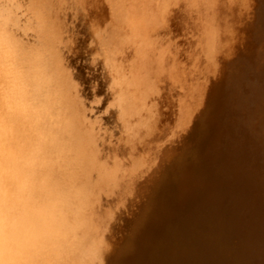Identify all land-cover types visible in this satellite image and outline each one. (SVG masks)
I'll return each instance as SVG.
<instances>
[{
	"label": "rangeland",
	"instance_id": "1",
	"mask_svg": "<svg viewBox=\"0 0 264 264\" xmlns=\"http://www.w3.org/2000/svg\"><path fill=\"white\" fill-rule=\"evenodd\" d=\"M47 1L48 0H0V51L6 49L11 55V59L14 61L10 66V70L11 72L14 71L17 73L15 78L19 80L16 79V81H20L18 83L23 87V96L27 99L25 103H23V106L25 105L24 109L39 111L41 118H38L42 120L45 125L52 123L59 126V134H53L50 131L49 135L52 138V143L55 144L60 140L65 144V152L67 155L74 152V150L72 153L70 152L72 149L70 150L69 147L71 146L75 145L73 148H75L76 151L77 149L79 150V152L77 151L78 153L75 154L77 157L73 155L76 158L72 156L73 158L71 159L73 160L72 162L76 161L74 163H76L77 166L82 163L80 165L81 167H76V170H79V172L81 171V177L84 176L83 179L85 183L88 184L87 188H89L88 190L92 195V200L87 203L84 209V199L81 203V196L84 193L76 187L72 189L73 195L68 197L67 193L69 191L67 187L64 186V183L58 180V175L55 171V164L59 159L55 158L53 155L57 152V150H53L54 147L49 151L50 157L46 158L48 179H45V177L44 179L37 178L36 168L39 166L37 160L33 157L31 161H28L26 157V153L30 151L28 146L24 143V133L27 126L17 127L19 125L17 124V117L21 109L19 104H16V107H14L11 96L7 93L5 94L7 85L0 80V264H72L69 259L73 257L69 249L68 238L72 236L71 238H76L78 240L77 229L79 230L82 225L80 222H77L78 219H75V224H71L69 221L72 214H75L77 217L79 214L81 215L83 211L86 217H93L94 226L91 227L90 231L93 234H90V232L85 234L73 246L72 253H76L77 251L81 256L87 254L85 250L87 244L93 245L92 248L91 246L86 248L88 253L92 254L97 253V248H99L104 241L111 240L109 242L114 244L115 239L112 229L115 228L116 232L118 231L117 233H119L121 237H130L129 243L124 248H119V257L123 258L121 264L125 262L130 263L129 261H131L130 264H264V0H254V9L260 15V21L259 17H257L259 25L251 23L243 32V34L246 33V36L250 34V36H253L252 42L240 41L242 46L240 45V47L231 51L230 55L234 54V58L230 56V58L233 59H228L229 62L227 61L230 65L228 67L227 83H223L225 77H222L220 73L216 79H213L214 73H211L206 80V85L211 82L207 86V90L211 85L210 88L213 91L215 89L214 87L221 85L220 83H222L221 87L224 85L225 90L223 97L225 103L220 110L217 109V111L215 109L214 114L210 118V121L212 120V125L207 126L205 128L206 131H204L201 126H198L196 120L200 118L199 115L197 118L195 114L187 115L185 111H182V109L187 106L186 102L181 103L178 101L176 104L169 101L160 108L163 114L162 119H166V128L168 129L167 132H169V141L171 143L165 148L167 150H165L164 155H162V157H164L160 158V166L156 168L155 175H149L147 172L136 173L137 176L135 177L139 178V181H145L150 178L147 188L142 186L141 183H137L133 187L132 179L130 180L129 178H131L130 174H134L126 168H120L114 174L108 175L107 171L110 166L107 167V165H110L116 158L119 161L122 160L119 156L116 158L113 157L114 151L118 149L121 141L120 135L115 134L111 126L105 127L100 117L107 114L116 120V122H121L122 118L119 117V111L116 113L118 106L111 103V107L107 105L104 112L100 113V115L99 112L95 110V105H86L81 96L78 81L70 76L71 66L68 64V59L71 60V56H74L75 53L77 54L80 49V52L84 54L88 51H95L94 57H99L101 54H104V58L101 55L99 58L95 57V60L83 61L84 64L82 66V69L85 68L86 87L93 93H102L104 87L103 80L104 78H108V70L112 68L110 63L112 65L115 64V67H119V64H122L121 58L125 56V52L130 51V40H128L129 42L126 41V36H129L126 35L129 22H131L128 16H126L129 7H131V5L138 6L140 3L145 4V2L147 3L149 1L157 3L159 0H118L119 2L117 0H100V2L99 0H85V2L78 0L80 1L78 4L80 6L83 5L82 7H79L77 2L75 3V0H73L74 3L72 0ZM114 1L115 3L118 2L116 5L120 6V3H122L123 5H121L126 8L123 9L122 6H120L121 9L118 6L115 7ZM125 1H127L126 4L124 3ZM187 2L189 3L188 0H171L167 5L165 16L170 12L171 14L169 13L168 16L174 17L175 14H178L181 10H186L185 6H187ZM98 4H100V7ZM96 7H104L105 11L101 12L103 10V8H101L102 10L100 9L98 12L100 15H98V9H96ZM170 8L178 12L174 10L171 12ZM115 9H120V12L116 10V13H123V15H119L120 19H118V14H113ZM108 10L110 12H108ZM111 10L113 11L111 12ZM184 12L187 13L189 11ZM85 15L88 18L85 17ZM168 16L167 18L169 19L170 16ZM82 17H85V19H82ZM95 17L101 19V24H104V27L106 23L107 25L109 24L108 30H104L105 32L103 31V33L102 31L100 33L94 30V28L96 29V27L93 26L95 24ZM105 17L106 19L109 18L114 21H109V19L106 21ZM121 18H123V21ZM120 21L125 23L126 32H124V25ZM178 21L180 20L178 19ZM120 24H122V26H119ZM115 25H118V27H115ZM111 26H113V30ZM159 26L162 25L158 24V26H154L152 30L158 32L159 30L156 28ZM258 26H260V30L257 29ZM165 27L166 26L163 25V27H159V29L162 28L165 30ZM40 28L42 29L40 30ZM116 28L119 29L118 32H116ZM86 31L88 32L87 34H85ZM107 31L110 32L111 35L110 33H106ZM81 32H83V34ZM112 32H114L115 37ZM96 33L99 38H97ZM105 33L107 35H105ZM237 35L240 36V33H237ZM84 37L87 40L85 39V43L78 48L79 40ZM102 37L105 39L103 40ZM177 38L181 40L186 38V36L183 34L175 39L177 40ZM49 39L53 42L50 47L48 44L45 45L47 49L49 48L47 53V49L43 47L42 44H46ZM40 40L42 43L39 42ZM101 41L103 43H101ZM122 41L124 42L122 43ZM225 42L227 43L226 40H221L219 47L220 45H225ZM100 45L104 47L103 49L101 48V50H99L101 47ZM223 46L220 47L221 49L218 48V52L215 53V62L222 60L224 56L223 52L228 48L227 46L223 48ZM203 50H201L200 53H202V56H205L207 50L206 48ZM109 51H112L111 54ZM237 51L239 52L238 54ZM55 53L58 56H55ZM1 54L2 52L0 55ZM41 55H43V57ZM207 56L212 57L211 53ZM216 58L219 60H216ZM16 59L21 61L16 63ZM32 60H34V62L37 61L34 64L32 63V65L35 66H31ZM48 60L50 63H48ZM52 61L54 65L56 63L57 65L54 66L51 64ZM76 63H78L79 66L81 65V63L77 61ZM52 65L53 67L51 68ZM52 69L56 71L57 75ZM50 71L52 73L54 72L52 75L56 76V79L59 77L57 80H61L60 82L62 83L65 82L66 85L69 84L67 86L68 90L64 88L66 87L64 84L55 80ZM3 72L4 66L2 64V58L0 57V74L2 75ZM32 73L37 76V85L30 78ZM61 73H63V75ZM61 77L63 79H60ZM55 81L60 85L55 83ZM113 81L112 84L116 82V80ZM44 86L47 89L46 91L43 90ZM33 88L36 89V91H34ZM38 90H40V93L42 92V96L45 93L43 96L44 98L41 99L42 96H38L40 94ZM210 91L211 90H209V93H211ZM155 92L156 91H154V94ZM157 92L159 93L161 91L159 90ZM150 94L153 95L151 92ZM5 96L10 102L9 109L12 111L14 110L17 116L14 120H10V128L6 125V116L4 115V106L2 105ZM46 96L49 97L50 100L47 99L50 102H55H52V106L46 99ZM181 96H185L184 91ZM54 97H56L55 99L58 100L59 104ZM44 99H46V102L43 101ZM147 99L148 98H146V100ZM38 101H41L42 104L40 102L38 103ZM145 103L146 102H144V104ZM206 104H208V102ZM92 106L95 108H92ZM159 106L161 107V104H159ZM51 109L56 112L58 111V113L55 114ZM76 109H78V112H76ZM90 109L94 110V115L92 114L93 111ZM71 111L77 114V116L73 114V116H76H72L73 119L75 118L74 120L71 117ZM169 112H172L170 118L166 115L167 113L169 114ZM68 115H70L69 118L67 117ZM47 116H49L50 122L47 121ZM63 117L65 118V125L62 121ZM69 119L72 122L66 121ZM58 120L60 122H58ZM89 122L93 125H89ZM85 126H91L90 128L87 127V129H91V137L88 135L89 132H87ZM213 127H215L216 130ZM68 129L70 131H68ZM211 129L214 130L211 131ZM64 130L67 134H64ZM85 131L87 133H84ZM76 132L82 134H80V138L77 137L78 134L73 135V133L76 134ZM63 135H68V137L71 136V138L65 136V140ZM9 136L13 138H9ZM15 136H18V140L16 141L14 138ZM67 138H73L70 146ZM74 139L75 141L81 139V141L73 144ZM192 139L194 141H192ZM42 144L43 143H40L36 148V145L33 146V152H35V154L38 155L43 151L41 150ZM76 145L78 146L77 148ZM186 145L187 147H185ZM46 147L45 145V148ZM82 149L84 151L81 152ZM184 149L185 151L187 150V154L186 152L184 153ZM86 151H88L87 156ZM173 153L180 155L178 156L180 158L177 156L172 157ZM79 154L81 155L78 156ZM52 156L54 160L51 159ZM69 156L70 155L66 156L67 159ZM71 159L68 160L71 161ZM173 161L180 167H177L176 171L178 169L183 174L177 171V175L174 176L175 180L171 175L169 178L171 183L168 181L167 185L170 186L167 187L165 183L160 182L158 176H161L162 172L165 171L164 166ZM178 161H180V163H178ZM30 163H32L33 178L29 176L32 174L25 173ZM103 165L104 167H102ZM105 167L107 169H104ZM93 168L99 172H96ZM98 175L101 178L97 177ZM102 175L106 176L102 178ZM49 176H51V178H49ZM17 181L23 184L22 190H17L18 188L15 185ZM90 188H92V191ZM165 189L170 192L172 191V193L165 191ZM160 193L162 194L163 200L160 199ZM77 195L78 198H80V203L79 207L73 212V204H77L75 203ZM142 197H144L145 200L142 206L133 201V198L139 200ZM157 197L160 201L162 200L161 205H163L161 206L157 203L158 207L155 208L154 202L156 201L155 199H158ZM153 199L155 200L154 202ZM66 203L67 205L70 203V205L66 206ZM151 206L152 208L154 206V208L151 209ZM141 207H143L142 210H140ZM89 212H92V214ZM86 213H88V215ZM120 213L127 215L128 220L131 221V224L133 223L131 229L128 230L129 221L127 224L126 222L116 221L115 216H118ZM105 217L107 219H105ZM98 218H101V220ZM101 221H103V223ZM95 223H97L96 226ZM147 225L150 226L147 227ZM143 229L144 231H142ZM54 231L59 233V236L54 237V242H47L42 239L43 233L47 232L48 235L51 236ZM22 232H27L28 234L23 235ZM94 233L98 236L96 237L95 235L94 237ZM62 238H65L63 243ZM29 245H33L39 252L27 256L22 254ZM34 247H32V249ZM89 248L94 252L89 251ZM82 249L85 251L84 255H82ZM125 259L128 261H125ZM61 261L64 262L61 263ZM74 264L78 263L74 262Z\"/></svg>",
	"mask_w": 264,
	"mask_h": 264
},
{
	"label": "bare ground",
	"instance_id": "2",
	"mask_svg": "<svg viewBox=\"0 0 264 264\" xmlns=\"http://www.w3.org/2000/svg\"><path fill=\"white\" fill-rule=\"evenodd\" d=\"M48 1H50V0H48ZM82 1L85 2V0H82ZM170 1L171 0H159L157 3H153L151 1H149L147 3L145 2V4L140 3L138 6L137 5L132 6L131 2H133V1L130 2L131 7H129V10L126 12V16H128L129 20L131 21V22H129V28H128V32L126 34V35H129V36H126V39H127L126 41L129 42L128 40H130V44L128 43L129 47H130V51L125 52L126 53L125 56H123V58H121L122 64H119V67L117 66L118 68L115 67L116 66L115 64L112 65L110 63L112 68H111V70H108V72H109L108 73L109 76L107 74L108 78H104V80H103L104 81V83H103L104 87H103L102 93H93L89 90L88 87H86V84H85L86 76H85V72H84L85 68L82 69V66L84 64L83 61H85V60L90 61L91 59L95 60V57H96V56L94 57L95 51H93V52L88 51V52H85V54H84V53L80 52L81 51V49H80L77 54L75 53L74 56H71L72 57L71 60L68 59V64H69V66H71L70 67L71 68L70 76L78 81V84H79L78 87H79L81 96L83 97V100L86 103V105H95L96 106L95 110H97V112H99V114L104 112V109L107 107V105L110 106L111 103L118 106L116 113L119 111V113H120L119 117L122 118V119L120 118L121 122H116V120H114L111 116H109L107 114H104L106 116L102 115L100 117V118H102V122H103V125L105 127L111 126L113 132L115 131L114 132L115 134L120 135V141H121L118 149H116V151H114L113 157L116 158L117 156H119V157H121L122 160L119 161L117 158H116V160L114 159V161L111 162L110 165H107V167L110 166V167H108L107 172H108V175H112L120 168L121 169L126 168V169L130 170V172L132 171L133 172L132 174H134V175L130 174L131 178H129V179L130 180L132 179L133 187L137 183L138 184L141 183V185L146 187V188L149 186V179L150 178L145 180V181H139V178L135 177V176H137L136 173L147 172V173H149V175H152V174L155 175L156 168H158V166H160V161H161L160 158L162 157V155H164L165 150H167L165 148L171 143L169 141L170 135H169V132H167L168 129L166 128V125H167V123H165L166 119L165 120L162 119L163 114H162L161 109H160V108H162V105L165 103H168L169 101H171L172 103L174 102L176 104L178 101H180L181 103L186 102L187 106L184 107L183 109L181 108L182 111H185L187 115H189V114L194 115L195 114V116L197 115L196 116L197 118L200 116V118L198 120H196L197 121L196 124L198 126H201L202 129H204V131H206L205 128L209 125H212V120L210 121V118L214 114L215 109L220 110V108L223 107V105L225 103L224 98H223L224 97V91H225L224 85H223V87H221L222 83H220L221 85H219L218 87L212 86L215 88L213 91L210 88V86H211L210 85L209 86L210 89L208 88V90H207L206 88L211 82H209V84L206 85V80L209 77V75H211V73L212 74L214 73L213 79L218 78L217 76H219V73H220V74H222V77H225L223 80V83H225V84L227 83V74L229 71L228 67L230 66L228 63L229 62L228 59H231L230 56L234 55V54L230 55L231 51L237 47H240V45L242 46V43H240V41H245V42L249 41V43L252 42L253 36H250L251 34L246 36V33L243 34V32L246 29V27H249L248 25L251 23H253V24L256 23L257 25H259L258 24L259 22L257 21L258 20L257 17H259V21H260V15L254 9V0H191V1L188 0L189 3L187 2L188 4H186L187 5V6H185L186 10H184V11H189V12L186 13L183 10L178 12V11L174 10L173 8H170L171 12H172V10H174V11L178 12V14H175V12L173 11L175 16L171 17L169 15L170 18L168 19L167 16L170 12H168L167 16H165V15H166L167 5H168V3H170ZM76 2L78 4L80 1L75 0V3ZM99 2H100V0H99ZM118 2H116V3H118ZM126 2L127 1H125L124 3L126 4ZM234 2L237 4H235ZM73 3H74V1H73ZM116 3L114 1L115 7L118 6V5H116ZM121 4L122 3H120V6L123 5V4L122 5ZM94 5H95V3H94ZM99 5L100 4H98V6ZM110 5H109V7H110ZM78 6L82 7L83 5L80 6L78 4ZM106 6H105V9H106ZM120 6H118V7L120 8ZM101 8H103V10ZM101 8L96 7V9H98L97 13L99 12L100 9L102 10L101 12L105 11L104 7H101ZM124 8H126V7H123V9ZM120 9H115L113 14H115L118 10L120 12ZM123 9H122V11H123ZM80 10H82V9H80ZM112 11L113 10H111V12ZM108 12H110V11L108 10ZM89 14H90V12H89ZM108 14H110V13H108ZM116 14H118V13H116ZM121 14L123 15V13L121 12L118 14V16ZM86 15H87V13H86ZM86 15H85V17H87ZM98 15H100V13H98ZM102 15H105V14H102ZM109 16H106V17H109ZM124 16H125V14H124ZM85 17L84 18L82 17V19H85ZM106 17H105V19H106ZM110 18H113V17H110ZM123 18H121V20ZM89 19H86V20H89ZM94 19H95V24L93 26L96 27V29L94 28V30H96L97 32H100V33H101V31L103 33L104 30L105 31L108 30L109 24L107 25V23H106V26L104 27V24H101V19H99L98 17H95ZM107 19H109V18H107ZM107 19H106V21H107ZM118 19H120V16ZM178 19L180 21H178ZM251 19H252V22H251ZM16 20H17V18H16ZM111 20L109 19V21H111ZM112 21H114V20H112ZM122 21H120V22H122ZM90 22H91V20H90ZM122 23H123V25L125 24L124 22H122ZM166 23H168V24H166ZM115 24H117V23H115ZM158 24L162 25L159 27H163V25L166 26L165 30L160 28L161 29V31H160L159 27H157V28L155 27L159 31L158 30H157L158 32L153 31L152 28L156 25L158 26ZM86 25H87V22H86ZM126 25H128V24H126ZM90 26L92 27V24ZM113 26H111V28ZM116 26L118 27V25H115V27ZM119 26H122V24H120ZM123 27L125 28V25ZM41 29L42 28H40V30ZM76 29H77V26H76ZM257 29L260 30L261 29L260 26H258ZM112 30H113V28H112ZM115 30H116V32L119 31V29H117V28ZM124 32H126V28H125ZM81 33L83 34V32H81ZM87 33L88 32L86 31L85 34H87ZM106 33L109 34L110 32L107 31ZM106 33H105V35H107ZM112 33L114 34V32H112ZM237 33H240V36H238ZM183 34L186 36V38L181 39V40L178 38H177V40L175 39L176 37L182 36ZM98 35H99V33H98ZM110 35H111V33H110ZM96 36H97V33H96ZM87 37H88V35H87ZM114 37H115V34H114ZM40 38H42V37H40ZM97 38H99V37L97 36ZM97 38H96V40H97ZM109 38H111V37H109ZM180 38H182V37H180ZM85 39L86 38L84 37L83 39L79 40V45H78L79 47L78 48H80L85 43V41L87 40V39L86 40ZM102 39L104 40L105 38L102 37ZM41 40L39 41L40 43H42ZM50 40L51 39H49L47 41V43L45 42L46 44L43 43L42 44L43 47H45V45H47V44L49 47L52 46L53 41L52 40L50 41ZM221 40L227 41L228 44L226 42H225V45L223 43L222 44L224 46H227L228 48L226 47L227 48L226 51L224 50V52H223L224 56L222 57V60L220 61L218 58H216V60H219V61L215 62V59H214L215 53L218 52L217 51V50H219L218 48L223 46V45H220V47H219V43L221 42ZM36 41H37V39H36ZM102 41H101V43H103ZM123 42L124 41H122V43ZM105 43H106V41H105ZM108 43H109V41H108ZM108 43H107V45H108ZM122 43H120V44L123 45ZM102 46L100 47L99 50H101V48L102 49L104 48ZM224 46H223V48H225ZM109 47H106V48H109ZM204 48H206L207 54L205 55L204 54L205 52H204L203 54L205 56H202V53H200V52ZM223 48H222V50H223ZM48 49H47V53H48ZM203 51H205V50H203ZM1 52H2V54H1L2 56L0 55V57L2 58V64L4 66V72L2 75L0 74V80H2L7 85V90L5 91V94L7 93L8 95L11 96L12 103H13L14 107H16V104L17 105L19 104V107L21 109L20 112L18 113V117H17L15 115L14 110L12 111L9 109L10 108L9 107L10 102L8 101V99L5 96V99H4V102L2 103V105L4 106V115L6 116L7 127L10 128V120H12V119L14 120V118H16V117L18 118L17 124H19L18 126L16 125L17 127L24 126V125L27 126V128L25 129V133H24L25 134L24 143L28 146L30 151H28L26 153V157L28 158V161H31L33 157H35V159L37 160V162L39 164V166L36 168V175H37L38 179H42V178L44 179V177H45V179H48V169L46 167V162H47L46 158L50 157L49 151L51 149H53V147H54L53 150H57V152L53 155L55 158L59 159V161H57L55 164V171H56V174L58 175V180L62 181L64 183V186L67 187V190L69 191L67 193L68 197L73 195V191H72L73 188L76 187V188H79L80 190H82V192L84 194H82V196H81L82 197L81 203L83 202V199H84V209H85L87 203L91 202V200H92L91 196L92 195H91L90 191L88 190L89 188H87L88 184L85 183V181L83 179L84 176L81 177V174H80L81 171L79 172V170H76V167H79L82 163H80L79 166H77L76 163H74L76 161L72 162L73 160L71 159L74 157L73 155H75L79 152V150L77 149V151H78L77 152L75 150V148H73V147H75V145L71 146L72 148L69 147L70 150L72 149L70 151L71 153L74 150V152H73L74 154L73 153L68 154V155H70L68 157V159H71V161H69L66 157L68 155L65 152V144L60 140H58V142L55 144L52 143V138L49 135L50 131L53 134L54 133L59 134L60 133L59 126L52 124V123L45 125V123H43L42 120H39V118H41V114L39 111H37V110L30 111L28 109H26V110L24 109L25 105L23 106V103H25V100H27V99H25L23 96V87L20 85V83H18V82H20V81H18L19 79L15 78V75H17V73L14 71L11 72V70H10V66L14 61L11 59V55L9 54V52H7L6 49L1 50L0 53ZM111 52L109 51L110 54H111ZM220 52H221V50H220ZM47 53H46V55H47ZM210 53H211L212 57L207 56L208 54L210 55ZM223 53H222V55H223ZM238 53L239 52L237 51V54ZM50 54H52V53H50ZM98 54H101V53H98ZM110 54H109V56H110ZM240 54H241V51H240ZM56 55L57 54L55 53V56ZM101 55L103 57L104 54H101ZM217 55H216V57H217ZM222 55H220V56H222ZM41 56L43 57V55H41ZM109 56H108V58H109ZM50 57H52V56H50ZM99 57H96V58H99ZM236 57H238V56H236ZM240 57H242V56H240ZM111 58H113V57H111ZM233 58H234V56H233ZM51 60H52V58H51ZM15 61L17 63L21 60L16 59ZM76 61L81 63V65L79 66V64L76 63ZM35 62H37V61H35ZM35 62H34V60H32L31 66H35V65H32V63L34 64ZM48 63H50L49 60H48ZM51 64H53V61ZM53 65L51 66V68L53 67ZM55 65H57V63ZM232 65H231V67H232ZM49 66H50V64H49ZM230 69H232V68H230ZM53 71L56 73L55 70H53ZM223 71H224V73H223ZM53 73L51 72V75ZM18 74H21V73H18ZM61 74L63 75V73H61ZM56 75H57V73H56ZM52 76H54V75H52ZM28 77H29V75H28ZM36 77L37 76L34 75V73H32L30 78L37 85L36 82L38 81V79L36 81ZM55 77L56 76H54V78ZM210 77H212V76H210ZM20 78H21V76H20ZM16 79H18V80L16 81ZM57 79L55 78V80H57ZM60 79H63V78L61 77ZM113 80L114 81L116 80V82H114ZM57 81H59V80H57ZM57 81H55V83H58ZM112 81L114 82V84H112ZM211 81H213V80H211ZM219 82H221V81H219ZM60 83H62V82H60ZM62 84H64L66 86L64 88L67 89V86L69 84L66 85L65 82H63ZM45 86H44L43 90L46 91L47 89L45 88ZM154 89H156V90H154ZM33 90L36 91V89H34V88H33ZM153 90L156 91L155 92L156 95L154 94ZM159 90L161 92L158 93L157 91H159ZM209 90H211L210 91L211 93H209ZM183 91L185 92V96L182 97L181 94ZM38 92L40 93V90H38ZM150 92L153 93V95H151ZM32 93H34V92H32ZM41 93L38 96H40V95L42 96ZM34 94H38V93H34ZM44 95H45V93H44ZM149 95H151V96H149ZM32 96H33V94H32ZM43 96L41 97V99L44 98ZM47 96H46V99L47 98L49 99V97H47ZM75 96H76V94H75ZM55 98L56 97H54V99ZM146 98H148V99L146 100ZM46 99H44L43 101L46 102L45 101ZM55 100L58 103V100L57 99H55ZM185 100H187V101H185ZM157 101H158V103H157ZM39 102L42 104L41 101H38V103ZM52 102L53 101L50 102L51 106H52ZM144 102H146V103L144 104ZM207 102H208V104H206ZM53 103H55V102H53ZM159 104H161V107L159 106ZM58 106H60V105H58ZM70 106H71V103H70ZM68 108H70V107H68ZM92 108H95V107L92 106ZM56 109H59V108H56ZM74 109H75V107H74ZM76 110H77L76 112H78V109H76ZM90 110L93 111L92 114L94 115V110L93 109H90ZM52 112H55V114L58 113V111L56 112L54 110H52ZM71 112H68V113H71ZM73 112L71 113V117L73 116V114L76 113V112L75 113H73ZM110 112H111V110H110ZM116 113H115V116H116ZM63 114H61V115H63ZM75 115L77 116V114H75ZM166 115H168V117L170 118L172 116V112H169V114L167 113ZM69 116L70 115H68L67 117L69 118ZM47 117H46L48 119L47 121L50 122L49 116H47ZM64 117H63L62 121L64 122V125H65V121H64L65 118ZM73 117H72V119H73ZM61 118H62V116H61ZM117 118H118V116H117ZM59 120H61V119H59ZM59 120H58V122H60ZM66 121H70V119L66 120ZM70 122H72V121H70ZM11 123H12V121H11ZM90 124H92V123L89 122V125ZM91 126H87V127L90 128ZM69 127H71V126H69ZM87 127H86V129H87ZM73 128H74V126H73ZM92 128H93V126H92ZM213 128L215 129V127H213ZM214 129H211V131ZM62 130H63V128H62ZM88 130L89 129H87V132H89L88 135L91 137L92 136V134L90 132L91 129L89 131ZM68 131H70V130L68 129ZM71 131H72V129H71ZM79 131H78V133H79ZM64 132H65V130H64ZM72 132H71V134H72ZM87 132L85 131L84 133H87ZM78 133L77 132H76V134L73 133V135H77ZM42 134H43V137H42ZM64 134H67V133L65 132ZM80 134L77 135L78 138H80ZM63 136H64L63 138L65 140H66V137H68V135L67 136L63 135ZM9 138H13V137L9 136ZM14 138H15V141L18 140V136H15ZM68 138H71V136H69ZM68 138H67V140H69L70 143L68 141L67 142L70 146L71 140L73 138L72 139H68ZM74 138H75V136H74ZM85 138H87V137H85ZM192 138H194V137H192ZM75 139H74L73 144L75 142L81 141V139L80 140L77 139V141H75ZM96 140H97V138H96ZM98 140H99V137H98ZM192 141H194V140L192 139ZM83 142H84V140H83ZM40 143H43L42 149H41L43 151H41L39 153L40 155L39 154L37 155V154H35V152H33V150H34L33 146L36 145L35 146V148H36ZM84 143L86 144V142H84ZM45 145L47 146L46 148H45ZM77 147L78 146L76 145V148ZM185 147H187V145ZM111 149H114V148H111ZM82 151H84V150L82 149L81 152ZM186 151L184 149V153ZM86 152H87V154H86V156H87L88 151H86ZM186 154H187V152H186ZM80 155L81 154H79L78 156H80ZM174 156L178 157L180 155H176V153H173L172 157H174ZM76 157H74V158H76ZM96 157H97V155H96ZM100 157H101V154H100ZM103 158H104V156H103ZM178 158H180V157H178ZM51 159L54 160L53 156L51 157ZM85 161H86V159H85ZM81 162H83V161H81ZM178 163H180V161H178ZM182 163H184V162H182ZM31 165H32V163L29 164L28 169L25 170V173L32 174ZM102 167H104V165ZM164 167H165L164 168L165 171L162 172L161 176H158V178H160V182L165 183L166 184L165 186L169 187L170 185L168 186L167 182L169 181L171 183V180H169L170 176L172 175L173 179L175 180L174 176H176L177 171H180V170L177 169V171H176L178 164L176 162L174 163V161L172 163H168ZM95 168H93V169L96 171V169H98V168H96V169ZM178 168H180V167H178ZM104 169H107V168L105 167ZM81 170H82V168H81ZM103 172H102V174H103ZM123 173H124V171H123ZM33 175L34 174L29 175V176L33 178ZM100 175H101V173H100ZM105 176L102 175V178H104ZM140 176H141V174H140ZM97 177H99V175ZM153 177H155V176H153ZM49 178H51V176H49ZM99 178H101V177H99ZM92 179H93V177H92ZM93 182H94V179H93ZM15 185L18 188L17 190H22L23 184L20 181H17L15 183ZM124 185H123V187H124ZM128 185H129V183H128ZM119 188H120V186H119ZM90 189L92 191V188H90ZM166 189H165V191H169ZM128 190H129V188H128ZM162 193H163V191H162ZM170 193H172V191ZM136 197H138V196H136ZM160 199L163 200L162 194H161ZM79 200H80V198H78V195H77L75 198V203H77V204L72 203L74 206L73 212L75 211L76 208L79 207V203H80ZM155 200L153 199V202L155 201L154 202L155 205L154 204L153 205L156 208V207H158V204L161 205L162 200L160 201L159 198L155 199ZM133 201H135L136 203H139L140 206H142L145 200H144V197H142L139 200H136V198H133ZM164 201H165V199H164ZM67 203H66V206H69L70 203L68 205H67ZM154 206H153V208H154ZM142 208L143 207H141L140 210H142ZM153 208L151 206V209H153ZM162 208H164V207H162ZM157 212H158V210H157ZM89 213L92 214V212H89ZM86 214L88 215V213H86ZM95 214H96V212H95ZM94 216L97 217L96 215H94ZM87 217L85 216V213L83 211L82 214L81 215L79 214L77 217L75 214H72L71 219L69 221L71 224H75L76 223L75 219H78L77 222H80L82 225L79 230L77 229L78 240L76 238H71L72 236H70L68 238L69 249L71 252V256L73 257V258L70 257L69 259L72 262V264H74V262L78 263V264H81V263L82 264H121V261H123L122 260L123 258H120L118 253H119L120 249L124 248L129 243L130 237H125V238L121 237V235L119 233H117L118 231L116 232L115 228L112 229V233L114 234L113 237L115 239L114 244L109 242L111 240L104 241L101 244V246L99 248H97L98 249L96 251L97 253L92 254V253H88L86 248H88L90 246L92 248L93 245L87 244L85 241V243L87 245L84 244V245H86V247L85 246L84 247H85L87 254L84 255L85 251L83 249H82V252H83L82 255H84V256L79 255L77 251H76V253H72L74 244L77 243L79 241V239H81L82 236H84L85 234H88L91 231V227L94 226L93 225L94 224L93 217L92 216L88 217V218ZM115 217H116L117 222L121 221L123 223L126 222V224H127V222L129 221L128 222V230L131 229V227L133 226V223L131 224V221L128 220L127 215L120 213V214H118V216H115ZM98 219L101 220V218H98ZM105 219H107V218L105 217ZM101 222L103 223V221H101ZM97 223H95V226ZM56 225H58V224H56ZM148 226H150V225H147V227ZM98 229H99V227H98ZM147 229H149V228H147ZM99 231H100V229H99ZM142 231H144V229ZM100 233H101V231H100ZM22 234L27 235L28 233L22 232ZM90 234H93V233L90 232ZM95 235L96 234L94 233V237H95ZM56 236H59V233H57L56 231H54L53 234H51V236L48 235L47 232H45L42 234V239L44 241H47V242H54V237H56ZM97 236L98 235H96V237ZM99 237H101V236H99ZM64 240H65V238H62V243L64 242ZM94 241H95V239H94ZM32 247H34V246L29 245V247L24 252H22V254L27 256V255L39 252V250H37L35 247L33 248L34 249L33 250ZM89 251H91L90 248H89ZM91 252H94V251H91ZM125 261H128V260L125 259ZM63 262L64 261H61V263H63ZM129 262L131 263V261H129ZM125 263L130 264L128 262H125Z\"/></svg>",
	"mask_w": 264,
	"mask_h": 264
}]
</instances>
